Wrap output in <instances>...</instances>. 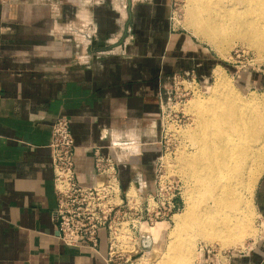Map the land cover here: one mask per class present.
I'll return each instance as SVG.
<instances>
[{"label":"crops","instance_id":"crops-1","mask_svg":"<svg viewBox=\"0 0 264 264\" xmlns=\"http://www.w3.org/2000/svg\"><path fill=\"white\" fill-rule=\"evenodd\" d=\"M169 7L170 0H0V264H106L105 230L98 251L59 237L51 125L69 118L84 184L99 178L92 145L108 143L101 133L139 137L142 151L120 163V179L153 190L163 89L173 72L198 73L209 62L191 37L170 31ZM256 202L264 213V175ZM260 256L222 262L260 264Z\"/></svg>","mask_w":264,"mask_h":264},{"label":"bare ground","instance_id":"bare-ground-1","mask_svg":"<svg viewBox=\"0 0 264 264\" xmlns=\"http://www.w3.org/2000/svg\"><path fill=\"white\" fill-rule=\"evenodd\" d=\"M188 2V25L197 34L215 44L231 35L249 37L264 52V0ZM214 75L210 101L195 97L189 103L197 113L196 129L189 135L194 150L180 166L193 194L183 210L173 214L167 248L152 264H167L176 257L180 264H189L194 245L189 241L197 238L224 247L241 245L252 234L244 217L264 169V101L242 97L220 67ZM129 194H134L133 187ZM159 223L148 227V234Z\"/></svg>","mask_w":264,"mask_h":264},{"label":"built area","instance_id":"built-area-1","mask_svg":"<svg viewBox=\"0 0 264 264\" xmlns=\"http://www.w3.org/2000/svg\"><path fill=\"white\" fill-rule=\"evenodd\" d=\"M181 77L175 73L174 83L186 81ZM184 89L185 94L194 91L191 86ZM170 91L166 89L160 97L161 104L165 99L167 103L171 101ZM100 139L108 143L92 145L94 171L99 178L92 184L81 183L76 177V145L69 118L60 115L54 119L49 143L57 199L54 220L65 245L87 246L98 251L99 234L105 230L106 264H132L137 262V255L143 254L142 237L146 227L172 220L180 209V186L164 170L162 155L153 162V190H145L134 181L124 186L119 174L120 163L140 154L145 142L135 135L120 137L107 130L101 133ZM104 148L109 152H104ZM131 187L134 194H129Z\"/></svg>","mask_w":264,"mask_h":264},{"label":"rangeland","instance_id":"rangeland-1","mask_svg":"<svg viewBox=\"0 0 264 264\" xmlns=\"http://www.w3.org/2000/svg\"><path fill=\"white\" fill-rule=\"evenodd\" d=\"M188 9V0H170L168 14L170 31L183 32L191 37L202 47L204 55L209 58V62L207 65H202L201 71L198 73L193 68L189 72L186 71V73L173 72L171 84L165 86L161 94L163 97L166 89H169V91L171 89V101L167 103V99H165L163 104L160 103V109L163 110V122L160 118L161 150L158 155H162L166 173L175 177L180 186L178 202L181 205L178 211L183 210L187 199L193 194L192 183L180 166L186 154L194 150L189 135L190 132L196 129L197 113L192 111L189 103L195 97L210 101L211 86L215 81V68L220 67L222 69L223 73L229 77L233 88L242 97H255L264 101V52L260 51L249 37L231 35L215 44L197 34L188 25ZM112 49L110 48L108 52H112ZM175 73H180L181 78H185L186 81L174 83L173 75ZM189 86L193 87L194 91L185 94L186 89L184 88ZM262 175H264V169L260 173L257 183ZM257 183L252 190V195H249L252 208H250V213L244 217L252 228V234L255 233L254 236L252 234H250L251 236L247 235L244 237L242 244L237 246L226 245L220 247L216 243H205L200 238L195 239V242L189 241V244H194L192 248L194 257H191L189 264H199L206 260L210 264H223L222 261H227L225 257L227 255L235 258V261L245 255L255 260L261 257L260 254L264 256V213L260 211L256 202ZM174 222L175 216L173 215L172 220L157 224L151 230L152 238H146V235L151 233H144L142 237L144 255L141 259H136L140 254L137 255L135 258L137 262L132 264H152L158 254L166 250ZM167 264H180V261L177 257L171 258Z\"/></svg>","mask_w":264,"mask_h":264},{"label":"water","instance_id":"water-1","mask_svg":"<svg viewBox=\"0 0 264 264\" xmlns=\"http://www.w3.org/2000/svg\"><path fill=\"white\" fill-rule=\"evenodd\" d=\"M131 0H128V2H130ZM260 264H264V259H263V261L260 263Z\"/></svg>","mask_w":264,"mask_h":264}]
</instances>
